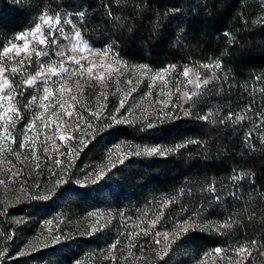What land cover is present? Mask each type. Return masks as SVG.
Returning a JSON list of instances; mask_svg holds the SVG:
<instances>
[{
	"label": "trees",
	"instance_id": "trees-1",
	"mask_svg": "<svg viewBox=\"0 0 264 264\" xmlns=\"http://www.w3.org/2000/svg\"><path fill=\"white\" fill-rule=\"evenodd\" d=\"M41 15L61 19L49 55L4 53ZM74 44L167 71L168 101L121 120L108 95L54 177H38L42 192L29 187L0 213L6 236L57 216L68 255L70 222L94 216L95 245L119 242L131 264H195L217 248L223 264H264V0H0V69L24 118L38 91L26 81L56 52L78 55Z\"/></svg>",
	"mask_w": 264,
	"mask_h": 264
},
{
	"label": "rangeland",
	"instance_id": "rangeland-1",
	"mask_svg": "<svg viewBox=\"0 0 264 264\" xmlns=\"http://www.w3.org/2000/svg\"><path fill=\"white\" fill-rule=\"evenodd\" d=\"M38 24V32L33 31L34 27L16 34L5 47L16 45L8 54L27 56L36 51L42 54L44 44L39 41L45 37L46 28L50 29L42 21ZM56 27L52 20V30ZM19 36L23 38L17 39ZM26 43L27 51L24 50ZM73 48L79 51L78 55L70 51L69 54L56 52L49 58L47 67H43L47 74L33 76L38 91L33 95L36 100H31L34 105L27 108V118L20 112L19 116L14 115L17 110L12 97L5 98L12 96L8 80L0 69V213L4 216L6 207L25 195L29 187L42 192L44 187H40L42 182L38 177L41 173L46 178L54 177L65 156L72 152L81 127H88L86 123L103 116L108 95L117 100L118 109L123 112L121 120H145L149 114L154 115L163 97L168 101L167 71L152 72L147 67L125 63L87 44H74ZM45 96L48 98L44 99ZM57 160L61 161L59 165ZM10 221L28 225L29 220L11 218ZM98 223L94 216H80L70 222L78 240L77 244L66 247L75 250L68 255L62 240L59 243L53 240V236H60L61 223L57 216L41 217L36 225L30 224L26 228L28 232H22L17 241L7 237L0 228V264H10L11 260H16L17 264H131L127 262L126 252H118L119 242L95 245L93 237L103 229ZM220 256L214 251L195 264H223Z\"/></svg>",
	"mask_w": 264,
	"mask_h": 264
},
{
	"label": "snow or ice",
	"instance_id": "snow-or-ice-1",
	"mask_svg": "<svg viewBox=\"0 0 264 264\" xmlns=\"http://www.w3.org/2000/svg\"><path fill=\"white\" fill-rule=\"evenodd\" d=\"M81 15H83V13H81ZM52 19H53V18H52L51 16H49L48 19H44L43 15H41V17H40V20H41L44 24H47V25L49 26V29H50V31H49V33H48V36H45V37H43L42 39H40V41H39L40 44H46V43L48 42L49 37L54 36L56 30H60V29H58V28L55 29V30H52ZM60 23H61V19H60V17H59V16H56L55 24H56L57 26H59ZM33 31H36V32L40 31V24H36V26H35V28H34ZM80 35H81V33H80L79 31H76V32H75V36H76V37H79ZM22 38H23V36H19V37H17V39H22ZM52 43H55V40H54V39L52 40ZM15 47H16V45L13 44L11 47H7V48H5V49H4V52H5V53L11 52L12 49L15 48ZM27 49H28V44L26 43V44L24 45V50L27 51ZM34 50H35V49H34ZM30 55H31V53H29V58H30ZM36 55H37V56H40V55H41V51H36ZM43 55H44V56H48L49 53H48L47 51H44V52H43ZM60 55H63V53H60ZM20 63L23 64V61H20ZM215 66H216V67H219V63L217 62V63L215 64ZM43 67H44L43 62H41V70L37 72V76H40V75H46V74H47V73H45V72L43 71ZM141 67L143 68V67H146V66H141ZM203 67H210V65H203ZM12 71H13V72H16L17 69H16V68H13ZM50 71H53V74H55L54 70H51V69H50ZM62 71H67V69H62ZM89 71H90V69H89ZM189 71H190V69H189L188 67H185L183 74H184L185 76H187L188 73H189ZM101 78H102V77H101ZM4 83H5V85H7V80H5ZM26 83L29 84V85H34V80H33V79H29V80L26 81ZM189 83H191V81H189ZM204 83H207V81L205 80ZM197 86H199V85H197ZM62 87H63V86H62ZM44 91H45V93H47V92H48V89L45 88ZM5 98L10 100V99H11V96L9 95V96H7V97H5ZM47 98H48L47 96L44 97V99H47ZM35 100H36V97H32V101H35ZM30 102H31V101H30ZM121 103H123V102H121ZM61 107H63V105H61ZM6 111H7V109H6ZM14 115H15V116H19V110H17V111L14 113ZM68 115L71 116L72 114H71V113H68ZM229 118H231V114H229ZM10 119H11V118H10ZM202 119L207 120L208 117L205 116V117H202ZM237 119H243V117H242V116H239V117H237ZM150 126H151V125H149V127H150ZM5 132H6V133L8 132L7 127L5 128ZM63 138H64V137H61V139H63ZM20 146L23 147L24 145L21 144ZM158 151H159V150H158L157 148H155V147H153V148H151V149L148 150L149 154H154V153H157ZM160 154H163V152H161ZM56 163L59 165V164L61 163V161L57 160ZM101 174H102V173H101ZM101 174H98V175H101ZM234 178H235V177H234ZM63 182H64V181H63L62 179L57 181L58 184H59V183H63ZM32 198H34V199H39L40 197H39V195H36V196H34V197H32ZM223 226H224V225H221V227H223ZM166 236H167V234H165V237H166ZM53 240H54L55 242L59 243L60 240H61V237H60V236H53ZM157 243H159V241H157ZM251 243L255 244L256 242H255V241H252ZM113 247H115V245H113ZM215 251H216L217 253H220V252H221V249L217 248V249H215ZM246 251H248V249L245 248V247H239V248L236 249L237 254H240V253H243V252H246Z\"/></svg>",
	"mask_w": 264,
	"mask_h": 264
}]
</instances>
